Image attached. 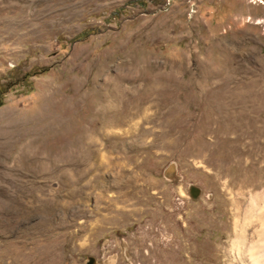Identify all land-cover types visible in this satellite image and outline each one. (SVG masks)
Instances as JSON below:
<instances>
[{"label":"rangeland","instance_id":"374dc122","mask_svg":"<svg viewBox=\"0 0 264 264\" xmlns=\"http://www.w3.org/2000/svg\"><path fill=\"white\" fill-rule=\"evenodd\" d=\"M258 214L264 0H0V264H238Z\"/></svg>","mask_w":264,"mask_h":264},{"label":"bare ground","instance_id":"6f19581e","mask_svg":"<svg viewBox=\"0 0 264 264\" xmlns=\"http://www.w3.org/2000/svg\"><path fill=\"white\" fill-rule=\"evenodd\" d=\"M253 217L246 216L245 219L248 223H250L252 221L251 218ZM254 219H257L259 221V223H257L259 225L258 227H255L254 230H252L250 233L246 231V228H245L246 223L241 226L239 225L234 226L235 235L232 240L233 242L232 244L237 253L236 257L238 258L237 260L238 264H264V214L263 215L258 214ZM44 253H46V249L42 250V259L45 257ZM7 257L10 258L13 264H40L41 263L40 261H36V263H30V260L28 261L29 258L24 259L25 252H24V249H22L21 247L20 248L16 247L12 249L11 252H9ZM46 264H49V263L47 262Z\"/></svg>","mask_w":264,"mask_h":264},{"label":"water","instance_id":"95a60500","mask_svg":"<svg viewBox=\"0 0 264 264\" xmlns=\"http://www.w3.org/2000/svg\"><path fill=\"white\" fill-rule=\"evenodd\" d=\"M189 194L192 198H194L198 194V190L195 187H189ZM94 259L92 257H88L87 262L85 264H93Z\"/></svg>","mask_w":264,"mask_h":264},{"label":"trees","instance_id":"16d2710c","mask_svg":"<svg viewBox=\"0 0 264 264\" xmlns=\"http://www.w3.org/2000/svg\"><path fill=\"white\" fill-rule=\"evenodd\" d=\"M87 34H88V30H85L81 34H79L78 37H84Z\"/></svg>","mask_w":264,"mask_h":264}]
</instances>
